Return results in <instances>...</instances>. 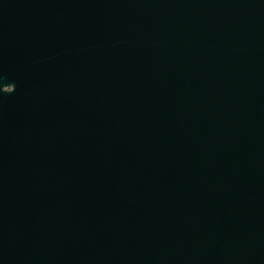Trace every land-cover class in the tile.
Returning a JSON list of instances; mask_svg holds the SVG:
<instances>
[{
	"label": "water",
	"instance_id": "water-1",
	"mask_svg": "<svg viewBox=\"0 0 264 264\" xmlns=\"http://www.w3.org/2000/svg\"><path fill=\"white\" fill-rule=\"evenodd\" d=\"M0 264H264V0H0Z\"/></svg>",
	"mask_w": 264,
	"mask_h": 264
},
{
	"label": "snow or ice",
	"instance_id": "snow-or-ice-1",
	"mask_svg": "<svg viewBox=\"0 0 264 264\" xmlns=\"http://www.w3.org/2000/svg\"><path fill=\"white\" fill-rule=\"evenodd\" d=\"M13 91H15V88L13 89Z\"/></svg>",
	"mask_w": 264,
	"mask_h": 264
}]
</instances>
